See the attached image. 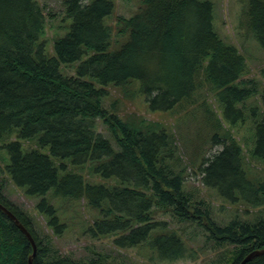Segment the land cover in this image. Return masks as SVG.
Wrapping results in <instances>:
<instances>
[{"label":"trees","instance_id":"obj_1","mask_svg":"<svg viewBox=\"0 0 264 264\" xmlns=\"http://www.w3.org/2000/svg\"><path fill=\"white\" fill-rule=\"evenodd\" d=\"M61 3L71 22L52 40L50 55L41 38L47 21L43 5L38 0H0V138L16 133L4 143V169L24 194L39 196L34 206L50 230L61 233L64 222L48 193L83 198L96 209L87 228L94 237L115 234L113 243L120 248L135 247L149 237L159 260L172 262L192 252L177 231L168 229L167 220L154 219L158 209L202 226L219 245L231 244L215 264H238L264 245V176L247 177L240 143L221 131L223 121L243 120L238 104L254 93L255 85L242 79L245 63L237 46L213 26L212 1L141 0L137 11L117 17L116 31L126 37L114 49L112 28L105 22L113 1ZM243 11L247 27L264 48V0H245ZM76 61L72 74L61 72V65ZM201 83L213 91L222 114V121L208 115V136L222 146L199 160L201 180L222 198L261 205L254 218L235 215L222 225L216 222L207 203L194 200L183 187L187 167L181 165L173 134L141 117L123 119L102 102L113 85L127 99L142 95L152 111H167L194 104ZM97 120L109 136L96 128ZM252 134L250 154L264 159V112L253 122ZM34 137L36 146L24 150L20 138ZM45 147L47 152L41 150ZM88 163L102 181L84 178L81 169ZM2 193L0 182V201L35 240L32 264H108L99 254L85 261L58 255L30 214ZM31 252L27 236L0 209V264H28ZM243 264H264V252Z\"/></svg>","mask_w":264,"mask_h":264},{"label":"rangeland","instance_id":"obj_2","mask_svg":"<svg viewBox=\"0 0 264 264\" xmlns=\"http://www.w3.org/2000/svg\"><path fill=\"white\" fill-rule=\"evenodd\" d=\"M43 5L47 21L42 41L45 42L46 54H52V44L57 36L63 35L71 22L70 17H65L62 0H38ZM113 1L112 13L105 17V22L112 28L110 48H116L126 37L118 33L117 17L119 15L128 16L137 11L141 0H110ZM213 5V26L219 35L226 41L235 44L244 58L245 68L242 73V79H251L255 85L254 93L248 95L244 101L238 105L242 106L244 111L243 120H238L234 124L223 121L221 131L227 132L228 136L235 138L242 147L243 167L246 170L247 177L257 180L264 176V159L251 156L252 147V126L264 112V48L261 47L253 33L249 30L244 21L245 0H211ZM77 64L61 65V72L72 74L74 66ZM202 81V80H201ZM108 94L102 101L104 105L117 112L123 119L138 120L143 118L146 123H160L166 128V131L173 134L176 138L181 156V165H186L184 171V186L191 193L194 200H204L210 208L212 218L220 223L227 222L235 215L245 218H254L262 211V206H252L245 203L242 199L234 202L222 198L217 189L206 186L201 180V174L197 166L203 156L211 155L219 150L221 143L212 142L210 136V127L206 122L208 115L213 120L219 117L222 121L221 110H219L213 91L204 83L194 93L195 102L185 107H175L171 110L152 111L143 96H134L133 99L125 98L119 86L108 85ZM104 135L109 136V131L103 127L100 120H97V126ZM220 131V129H218ZM16 138V133L4 135L0 138V182L2 183V194L11 202L17 204V207L25 209L34 220L37 230L49 236V243L52 250L59 255H68L75 260H87L89 257L106 256L108 264H215V259L228 254L232 248L231 244L224 243L219 245L214 242L212 237L208 236V231L194 222H182L176 215L164 212L163 210L153 213L154 219H164L168 222V229H174L183 238L186 246L192 252L191 256L179 258L176 260H159L154 249L146 242L135 247H118L113 243L115 234L92 236L88 231V226L96 219L97 210L86 204L85 199H68L62 196H53L48 193V200L56 206L60 221L64 222L61 233H54L47 226L43 214L34 206L39 196H28L23 193L11 181L9 173L5 167L8 161V152L5 142ZM20 138L22 148L30 149L36 146V137ZM41 150L47 152V148ZM58 160L55 159V162ZM88 164L82 168L84 178L88 180L102 181L97 174H92L88 169ZM202 207V206H201Z\"/></svg>","mask_w":264,"mask_h":264},{"label":"water","instance_id":"obj_3","mask_svg":"<svg viewBox=\"0 0 264 264\" xmlns=\"http://www.w3.org/2000/svg\"><path fill=\"white\" fill-rule=\"evenodd\" d=\"M0 209L5 212L6 215L10 217L14 221V223L18 226L19 229H21V232H23L27 238L30 241V244L32 245V252L27 256L28 257V264H32V256L35 254L36 251V244L35 240L32 237L30 231H28L27 227L22 223L21 220L18 219L15 213H13L8 207H5V205L0 201ZM264 252V245H262L259 248H254L248 252V254H245L244 257L240 260L238 264H243L246 260H249L254 255H258Z\"/></svg>","mask_w":264,"mask_h":264}]
</instances>
